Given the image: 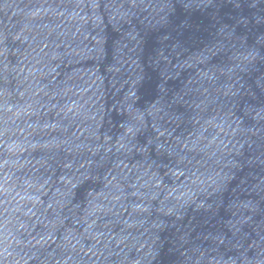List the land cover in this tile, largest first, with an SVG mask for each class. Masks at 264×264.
Wrapping results in <instances>:
<instances>
[{
	"label": "water",
	"instance_id": "obj_1",
	"mask_svg": "<svg viewBox=\"0 0 264 264\" xmlns=\"http://www.w3.org/2000/svg\"><path fill=\"white\" fill-rule=\"evenodd\" d=\"M0 264H264V0H0Z\"/></svg>",
	"mask_w": 264,
	"mask_h": 264
}]
</instances>
